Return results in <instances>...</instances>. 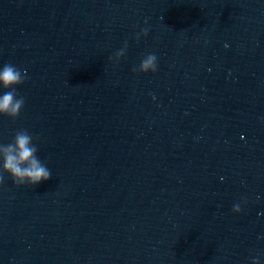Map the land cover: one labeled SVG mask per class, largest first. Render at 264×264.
<instances>
[{
  "label": "water",
  "instance_id": "water-1",
  "mask_svg": "<svg viewBox=\"0 0 264 264\" xmlns=\"http://www.w3.org/2000/svg\"><path fill=\"white\" fill-rule=\"evenodd\" d=\"M5 63L0 143L39 137L52 177L5 174L0 264H264V0H0Z\"/></svg>",
  "mask_w": 264,
  "mask_h": 264
},
{
  "label": "clouds",
  "instance_id": "clouds-1",
  "mask_svg": "<svg viewBox=\"0 0 264 264\" xmlns=\"http://www.w3.org/2000/svg\"><path fill=\"white\" fill-rule=\"evenodd\" d=\"M150 29H142L135 36L139 41L141 37H147ZM128 43L115 53L112 58L118 64L126 56ZM158 70V58L154 53H146L138 68L134 67L133 72L155 73ZM27 69H21L12 63H5L0 66V116L7 117L12 121L20 118L26 105V99L17 91L18 87L26 83ZM39 137H34L28 130H17L9 143H0V186L5 183V174L11 177L17 187H32L40 185L51 179L52 172L47 164L39 156ZM234 213H241L240 203L233 205ZM250 264H262L261 255L253 256Z\"/></svg>",
  "mask_w": 264,
  "mask_h": 264
}]
</instances>
